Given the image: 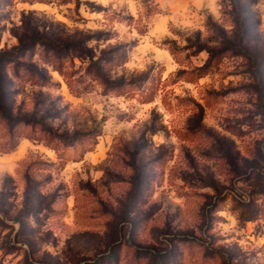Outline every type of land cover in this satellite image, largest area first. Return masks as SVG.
Instances as JSON below:
<instances>
[{
  "label": "rangeland",
  "instance_id": "obj_1",
  "mask_svg": "<svg viewBox=\"0 0 264 264\" xmlns=\"http://www.w3.org/2000/svg\"><path fill=\"white\" fill-rule=\"evenodd\" d=\"M0 264H264V0H0Z\"/></svg>",
  "mask_w": 264,
  "mask_h": 264
}]
</instances>
